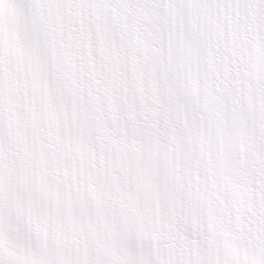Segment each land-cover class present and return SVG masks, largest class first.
<instances>
[{
  "label": "snow or ice",
  "instance_id": "snow-or-ice-1",
  "mask_svg": "<svg viewBox=\"0 0 264 264\" xmlns=\"http://www.w3.org/2000/svg\"><path fill=\"white\" fill-rule=\"evenodd\" d=\"M0 264H264V0H0Z\"/></svg>",
  "mask_w": 264,
  "mask_h": 264
}]
</instances>
